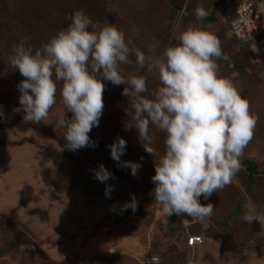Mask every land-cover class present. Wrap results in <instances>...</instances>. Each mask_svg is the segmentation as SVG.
I'll list each match as a JSON object with an SVG mask.
<instances>
[{"label": "rangeland", "instance_id": "obj_1", "mask_svg": "<svg viewBox=\"0 0 264 264\" xmlns=\"http://www.w3.org/2000/svg\"><path fill=\"white\" fill-rule=\"evenodd\" d=\"M217 1L0 0V108L5 116L0 120V264H146L151 255L159 256L158 264H264V230L256 221L243 222L240 208L234 215L244 193L264 212V61L250 59L248 47L228 34L220 14L209 23ZM197 5L208 12L203 24L217 35L227 57L216 61L219 73L232 80L256 118L235 182L208 200L200 198L213 206L204 222L183 214L168 216L155 201L151 177L165 134L149 125L152 156L139 143L137 131L125 129V123L133 121L126 114L128 99L121 95L124 85L104 82L99 125L89 133L96 146L73 152L64 148L63 130L56 124L66 111L59 85L47 120L23 123L21 114L13 111L19 106L17 84L23 77L8 64L19 42L36 49L69 23L75 9L83 8L101 26L118 28L130 48L144 53L143 66L130 55L119 67L125 77H145L146 95L151 94L159 84L158 65L178 12L185 9L180 19L187 25L195 22ZM118 136L127 145L121 160L140 164L136 176L117 167L110 156L107 146ZM243 161L257 166L252 179ZM101 163L112 174L106 183L93 176ZM106 184L111 185L107 197ZM131 195L136 211H121ZM190 235H200L202 244L188 247Z\"/></svg>", "mask_w": 264, "mask_h": 264}, {"label": "clouds", "instance_id": "obj_2", "mask_svg": "<svg viewBox=\"0 0 264 264\" xmlns=\"http://www.w3.org/2000/svg\"><path fill=\"white\" fill-rule=\"evenodd\" d=\"M255 6L257 13H264V0H256ZM193 14L195 22L184 25L180 18L185 9L178 12L158 65L159 84L151 94L146 95L145 77H125L119 67L129 62L130 55L143 66L144 53L130 48L118 28L101 26L83 8L75 9L68 17L69 23L35 50L19 42L8 64L23 77L17 84L19 106L13 109L21 114L23 123L47 120L57 102L59 85V98L66 111L56 124L63 130L64 148L73 152L96 146L89 133L99 125L104 82L124 85L121 95L128 99L126 114L133 121L125 123V129L134 128L144 151L152 156L155 150L149 125L165 134L164 150L154 159L151 177L155 201L168 216L183 214L204 222L211 216L213 206L202 204L200 198L208 200L213 192L235 182L256 118L249 113L246 99L232 80L218 71L216 61L227 57L217 35L203 24L208 12L197 5ZM252 48L256 51L255 45ZM67 112L70 118H66ZM3 119L0 108V120ZM126 146V140L118 136L107 147L117 167L128 168L136 176L140 164L121 160ZM93 176L106 183L112 174L101 163ZM110 192L111 185L106 184L105 196ZM136 208V198L131 195L120 210L135 212ZM240 209L243 222L256 221L264 230V212L246 193ZM156 261L153 256L149 264Z\"/></svg>", "mask_w": 264, "mask_h": 264}, {"label": "built area", "instance_id": "obj_3", "mask_svg": "<svg viewBox=\"0 0 264 264\" xmlns=\"http://www.w3.org/2000/svg\"><path fill=\"white\" fill-rule=\"evenodd\" d=\"M255 5L256 0H223L218 6V12L227 21L228 34L248 47L250 59L264 61V13H257ZM253 45L256 51H253ZM202 242L200 235H190L186 239L187 246L191 248ZM153 256L157 257L158 264L160 260L157 255L149 256L145 263L149 264ZM186 264L196 262L189 260Z\"/></svg>", "mask_w": 264, "mask_h": 264}, {"label": "trees", "instance_id": "obj_4", "mask_svg": "<svg viewBox=\"0 0 264 264\" xmlns=\"http://www.w3.org/2000/svg\"><path fill=\"white\" fill-rule=\"evenodd\" d=\"M223 0H218L215 4V8L211 11V14L209 15V23H212L213 21H215L217 19V15L220 14L218 13V6L219 4L222 2ZM223 19L224 16L220 15ZM225 20V19H224ZM226 24L227 21L225 20ZM243 45V44H241ZM35 50V49H33ZM16 74L18 76H21L19 71L17 70ZM243 166L245 167V169L247 170V172L249 173V178L252 179L253 175L256 173L257 171V166L249 161H243Z\"/></svg>", "mask_w": 264, "mask_h": 264}, {"label": "water", "instance_id": "obj_5", "mask_svg": "<svg viewBox=\"0 0 264 264\" xmlns=\"http://www.w3.org/2000/svg\"><path fill=\"white\" fill-rule=\"evenodd\" d=\"M241 204H242L241 202H238L237 207H236V210H235V212H234V215H235V213L239 210Z\"/></svg>", "mask_w": 264, "mask_h": 264}, {"label": "crops", "instance_id": "obj_6", "mask_svg": "<svg viewBox=\"0 0 264 264\" xmlns=\"http://www.w3.org/2000/svg\"><path fill=\"white\" fill-rule=\"evenodd\" d=\"M76 221H77V220H76ZM77 222H78V221H77ZM61 225H62L61 228H64V226H63V222L61 223ZM67 226H69V224H67V222H66V227H67Z\"/></svg>", "mask_w": 264, "mask_h": 264}]
</instances>
